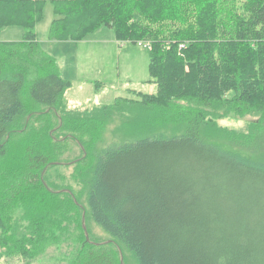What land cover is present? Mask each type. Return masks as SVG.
Listing matches in <instances>:
<instances>
[{"label":"trees","instance_id":"16d2710c","mask_svg":"<svg viewBox=\"0 0 264 264\" xmlns=\"http://www.w3.org/2000/svg\"><path fill=\"white\" fill-rule=\"evenodd\" d=\"M42 11L0 0V31L23 27L0 41V260L66 246L60 264H122L118 249L126 264H264V0L55 1L51 40L105 26L150 45L156 92L89 109L65 100ZM247 115L244 131L218 125ZM117 119L130 139L97 150ZM89 219L107 242L87 239Z\"/></svg>","mask_w":264,"mask_h":264},{"label":"rangeland","instance_id":"374dc122","mask_svg":"<svg viewBox=\"0 0 264 264\" xmlns=\"http://www.w3.org/2000/svg\"><path fill=\"white\" fill-rule=\"evenodd\" d=\"M55 1L57 0H40L43 5V17L36 25V32L42 48L57 59L62 77L71 81V86L65 93V100L70 106L89 109L93 106L113 104L119 98H139L137 92L143 94L156 92L155 84L149 82V48L139 42L118 41L113 29L100 26L79 41L51 40L50 30L55 19ZM22 37L23 27L20 25L8 26L0 31V41H20ZM226 119L220 120L218 125L244 131L255 119V115H247L241 119L238 117ZM121 123L120 119L109 122L97 150L120 146L130 139L117 130ZM160 134L169 137L173 133L167 129ZM66 147L60 171L67 176V182H70L73 167L68 164L82 155L75 142L69 141ZM86 231L88 240L107 242L110 239L109 235L91 219L87 221ZM70 251L71 249L66 246L61 249L52 246L43 249L30 263L19 255H13L1 258L0 264H60L62 256ZM118 252L122 264H126L125 254L121 249H118ZM129 264H134L131 258Z\"/></svg>","mask_w":264,"mask_h":264},{"label":"built area","instance_id":"2783aa9c","mask_svg":"<svg viewBox=\"0 0 264 264\" xmlns=\"http://www.w3.org/2000/svg\"><path fill=\"white\" fill-rule=\"evenodd\" d=\"M139 44H141V43H139ZM142 45H145L146 47L150 48V45L149 44H143L142 43Z\"/></svg>","mask_w":264,"mask_h":264},{"label":"crops","instance_id":"0c3cea01","mask_svg":"<svg viewBox=\"0 0 264 264\" xmlns=\"http://www.w3.org/2000/svg\"><path fill=\"white\" fill-rule=\"evenodd\" d=\"M60 71H61V68H60ZM69 104V103H68ZM69 106H70V104H69ZM70 107H72V106H70Z\"/></svg>","mask_w":264,"mask_h":264}]
</instances>
